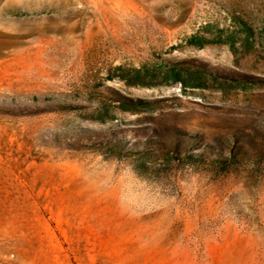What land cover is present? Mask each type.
I'll return each mask as SVG.
<instances>
[{
  "label": "rangeland",
  "instance_id": "obj_1",
  "mask_svg": "<svg viewBox=\"0 0 264 264\" xmlns=\"http://www.w3.org/2000/svg\"><path fill=\"white\" fill-rule=\"evenodd\" d=\"M0 264H264V0H0Z\"/></svg>",
  "mask_w": 264,
  "mask_h": 264
},
{
  "label": "trees",
  "instance_id": "obj_2",
  "mask_svg": "<svg viewBox=\"0 0 264 264\" xmlns=\"http://www.w3.org/2000/svg\"><path fill=\"white\" fill-rule=\"evenodd\" d=\"M190 38H192V37H190Z\"/></svg>",
  "mask_w": 264,
  "mask_h": 264
}]
</instances>
